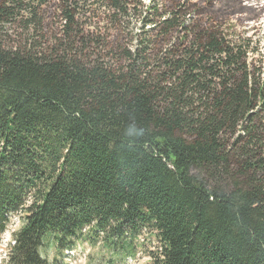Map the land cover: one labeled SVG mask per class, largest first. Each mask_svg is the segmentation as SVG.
<instances>
[{"label":"trees","instance_id":"trees-1","mask_svg":"<svg viewBox=\"0 0 264 264\" xmlns=\"http://www.w3.org/2000/svg\"><path fill=\"white\" fill-rule=\"evenodd\" d=\"M203 6L0 0L6 264L88 230L155 233L154 264H264V57Z\"/></svg>","mask_w":264,"mask_h":264},{"label":"rangeland","instance_id":"rangeland-1","mask_svg":"<svg viewBox=\"0 0 264 264\" xmlns=\"http://www.w3.org/2000/svg\"><path fill=\"white\" fill-rule=\"evenodd\" d=\"M204 7L212 2L209 12L230 20L239 33L251 38L260 49L258 60L264 57V0H194ZM148 4V0H145ZM204 3V4H202ZM208 10V9H207ZM52 9V13H55ZM205 13L207 11H204ZM208 13V12H207ZM23 225L21 216L12 217L7 232L0 240V264H6L7 252L13 243V236ZM92 231L84 232L73 250L59 252L54 236H48L41 249V255L49 262L59 264H154V253L158 251L156 234L143 231L138 237L114 236L108 247L102 236L92 237ZM131 236V235H130ZM123 239V240H122ZM114 241V249L111 246Z\"/></svg>","mask_w":264,"mask_h":264}]
</instances>
